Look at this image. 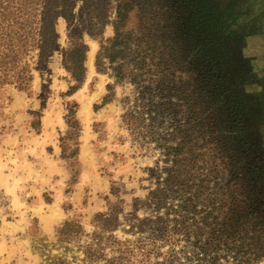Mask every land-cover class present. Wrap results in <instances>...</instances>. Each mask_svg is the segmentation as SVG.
<instances>
[{
    "label": "rangeland",
    "instance_id": "374dc122",
    "mask_svg": "<svg viewBox=\"0 0 264 264\" xmlns=\"http://www.w3.org/2000/svg\"><path fill=\"white\" fill-rule=\"evenodd\" d=\"M217 2L214 49L235 96L217 88L195 122L177 97L183 86L192 101L191 70L168 69L167 107L150 105L152 90L141 105L149 75L134 84L97 72V41L71 40L62 18L41 71L37 50L14 65L31 78L24 89L0 83V264H264V0ZM75 42L84 72L67 93L76 83L64 50ZM183 45L175 55L194 50ZM236 212L239 232H228Z\"/></svg>",
    "mask_w": 264,
    "mask_h": 264
},
{
    "label": "trees",
    "instance_id": "16d2710c",
    "mask_svg": "<svg viewBox=\"0 0 264 264\" xmlns=\"http://www.w3.org/2000/svg\"><path fill=\"white\" fill-rule=\"evenodd\" d=\"M111 3H114L112 36L105 38L102 32ZM222 7L217 0H80L74 16L71 13L72 0H0V83H13L18 89L28 86L31 76L27 63L22 62L19 70L13 67L25 55L37 50L36 69L41 71L49 53L55 48V21L62 18L71 40H80L84 33L97 41L94 58L97 72L109 69L115 82L128 78L134 84H139L142 72L149 75V84L153 83L154 86L139 85L141 105L149 99L148 93L152 90L158 99L155 103L149 101L150 105L155 108L167 107L163 98L168 95L165 89L168 69L183 66L191 70L193 82L196 81L192 88V101L188 100V90L183 86L178 89L177 97L190 103L187 122H195L197 114L201 120L203 105L214 101L217 88L226 86L230 89L228 93L235 96V91L231 90L223 74V56L214 49L216 26L214 28L213 21ZM184 43L194 47L192 53L175 55ZM84 60L85 46L82 43H70L64 50V69L76 83L67 93L81 81ZM154 75L155 80L150 82ZM197 78L200 83H197ZM111 86L107 84L108 91ZM106 98L107 95L103 98L104 102ZM226 103L233 110L237 99ZM237 109L234 112L237 113ZM224 130H228V127L225 126ZM170 150L176 156L180 154V147ZM257 173L255 170L251 175ZM167 185L165 182L164 188L151 193L152 201L158 204V197L164 189H168ZM239 219V212L225 218L224 227H228V232H239ZM236 222L237 227H234L233 223Z\"/></svg>",
    "mask_w": 264,
    "mask_h": 264
}]
</instances>
